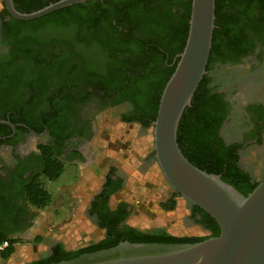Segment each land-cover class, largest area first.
<instances>
[{
	"label": "flooded vegetation",
	"instance_id": "flooded-vegetation-1",
	"mask_svg": "<svg viewBox=\"0 0 264 264\" xmlns=\"http://www.w3.org/2000/svg\"><path fill=\"white\" fill-rule=\"evenodd\" d=\"M109 1L98 0L91 5L92 10L86 13L87 20L79 30L38 32L39 39H51L55 47L46 48L48 53L39 56L36 44L32 52L41 63L51 61L50 72L54 75L43 78L42 65L38 64L29 79L32 82L29 90L21 85L9 90L0 83L3 116L0 120L6 121L0 123V229L9 238L25 237L36 228L38 209L26 201L24 193L27 184L44 176L48 157L56 158L64 168L86 169L98 180L82 214L102 231V238L105 235L101 224L121 216L124 211H117L121 202L128 203L126 211L138 209L136 203L115 198L125 190L127 175L107 154L111 153L109 145L101 149L97 141L98 122L107 115L112 123L123 124L126 131L136 126L138 138L147 140L154 121V104L148 90L155 94L160 72L147 74L154 69L153 62L148 67L128 68L127 52L114 57L79 42L76 35L96 23L101 28L114 26L116 38L125 31L117 24L115 14L102 16L95 10ZM47 2L50 0H12L14 7ZM7 12L5 0H0V13ZM119 18H123L122 14ZM247 25L239 22L236 38L229 44L218 43L204 73V101L208 105V118L216 124L213 147L221 152L225 170L238 179L246 177L252 186L264 178V32L256 34ZM88 33L97 34L93 28ZM119 60H126V65L121 66ZM146 75L152 78L149 84ZM224 160L230 162L229 168ZM137 169L141 174L159 169L153 145ZM162 180L166 188L157 205L174 214L183 206L186 216L199 225L201 216L191 215L194 206L172 189L163 176ZM111 211H116V215ZM125 219L124 215L118 221V228ZM60 243L64 247L62 240L50 238L44 257H51Z\"/></svg>",
	"mask_w": 264,
	"mask_h": 264
},
{
	"label": "trees",
	"instance_id": "trees-1",
	"mask_svg": "<svg viewBox=\"0 0 264 264\" xmlns=\"http://www.w3.org/2000/svg\"><path fill=\"white\" fill-rule=\"evenodd\" d=\"M57 0H50L54 2ZM111 0L105 6L95 8L102 16L116 15L117 24L125 28L119 37H115L114 26L101 28L95 24L88 31L77 34L79 42L84 47L98 48L99 53H111L119 57L124 52L128 53L127 67L139 68L153 62L154 69L147 74H153L159 70L160 81L156 85L155 94L148 90L149 99L153 101V119L156 117L157 107L162 89L175 68V56L180 53L185 44L188 31L191 0H118L114 4ZM25 3L15 6L18 11L31 12L48 3ZM98 0L87 1L86 4L78 3L69 5L33 20H18L8 12L0 13L2 18V40L0 46V83L7 89L15 86H23L30 89L29 81L38 64L42 65L40 75H54L51 61L40 62L39 56L45 53L46 48L53 49L55 44L51 39L42 40L37 35L39 31L58 33L66 29L79 30L87 20V14L92 10L93 4ZM119 6L117 7V5ZM214 29L212 33L211 48L207 60L210 62L217 51L220 41L228 44L236 38L239 22H247L248 28L256 34L264 32V0H214ZM105 12H107L105 14ZM87 13V14H86ZM122 14L123 18L119 16ZM95 30L96 35L88 32ZM75 36V37H76ZM106 39L105 40H103ZM114 43V44H111ZM38 44V55L32 52L33 46ZM48 55V54H47ZM108 55V54H107ZM121 66L126 65V60L118 61ZM206 64V67H207ZM58 74V73H56ZM148 84L151 76L146 75ZM150 88V86H148ZM40 90V89H38ZM144 90V94H145ZM42 93L41 91H39ZM204 75L198 83L189 106H186L179 120L177 128V142L183 155L198 168L208 173L220 175L221 179L234 186L241 194L247 195L259 182L252 186L247 183V178L238 179L231 172L225 170L221 152L213 147L216 124L208 118V105L204 101ZM155 98V101L153 100ZM0 119H3L0 109ZM230 166V162H226ZM63 165L56 158L48 157L46 160L44 176L48 179H56L63 172ZM226 168V169H227ZM26 201L36 209L46 208L52 201L51 194L42 186L41 181H31L25 188ZM127 202H121L117 211L122 210L116 221L111 218L102 223L100 228L104 231V237L90 245L74 250H67L62 243L59 250H55L51 257H40L30 260L29 264H50L60 260L76 257L82 253L100 250L116 245L120 241L141 243H193L209 237L217 236L220 232L216 221L203 209L193 205L192 217L201 216L199 226L208 230V234L200 236H177L165 231L164 228L142 229L130 224L128 221L133 215L132 209L126 211ZM135 209V208H134ZM137 209V208H136ZM111 211V214L114 215ZM125 215V223L121 228L117 227L118 221ZM7 241L5 248L0 250V260H6L14 252L17 238H9L0 229V243Z\"/></svg>",
	"mask_w": 264,
	"mask_h": 264
},
{
	"label": "water",
	"instance_id": "water-1",
	"mask_svg": "<svg viewBox=\"0 0 264 264\" xmlns=\"http://www.w3.org/2000/svg\"><path fill=\"white\" fill-rule=\"evenodd\" d=\"M86 1L57 0L31 12L18 11L12 0H5V5L12 17L27 21ZM214 8V0H191L185 44L162 89L152 140L154 158L166 182L188 203L207 212L219 226V234L193 243L120 241L50 264H264V178L243 195L220 175L191 163L177 142L179 120L206 70ZM1 40L0 16V46Z\"/></svg>",
	"mask_w": 264,
	"mask_h": 264
},
{
	"label": "rangeland",
	"instance_id": "rangeland-1",
	"mask_svg": "<svg viewBox=\"0 0 264 264\" xmlns=\"http://www.w3.org/2000/svg\"><path fill=\"white\" fill-rule=\"evenodd\" d=\"M112 121L105 115L98 122L97 141L101 149L109 145L111 153L107 154L127 175L125 190L115 198L123 197L138 205L129 223L145 230L164 228L177 236L208 234L186 216L183 206L174 214L157 205L166 188L160 170L151 169L149 173L141 174L137 169L152 148L151 133L147 140H142L138 138L136 126H130V131H126L123 124ZM40 181L51 194L52 201L37 211L36 228L27 236L17 238L14 252L8 259L0 260V264H25L44 257L50 238L62 240L67 250L90 245L102 238V231L91 225L82 214L86 200L99 183L91 172L65 167L58 178L42 176Z\"/></svg>",
	"mask_w": 264,
	"mask_h": 264
},
{
	"label": "built area",
	"instance_id": "built-area-1",
	"mask_svg": "<svg viewBox=\"0 0 264 264\" xmlns=\"http://www.w3.org/2000/svg\"><path fill=\"white\" fill-rule=\"evenodd\" d=\"M8 242L7 241H3L0 243V250H2L3 248H5L7 246Z\"/></svg>",
	"mask_w": 264,
	"mask_h": 264
}]
</instances>
